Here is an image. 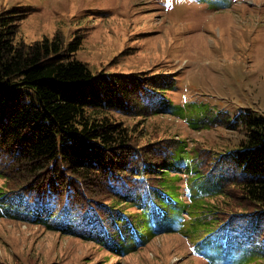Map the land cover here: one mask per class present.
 Returning a JSON list of instances; mask_svg holds the SVG:
<instances>
[{"label":"trees","instance_id":"1","mask_svg":"<svg viewBox=\"0 0 264 264\" xmlns=\"http://www.w3.org/2000/svg\"><path fill=\"white\" fill-rule=\"evenodd\" d=\"M16 10L0 12V217L92 241L98 264L177 232L205 264L264 260V117L238 113L243 138L203 158L174 137L146 150L173 80L94 73L56 39H18Z\"/></svg>","mask_w":264,"mask_h":264},{"label":"rangeland","instance_id":"2","mask_svg":"<svg viewBox=\"0 0 264 264\" xmlns=\"http://www.w3.org/2000/svg\"><path fill=\"white\" fill-rule=\"evenodd\" d=\"M12 8L11 15H22L18 39H56L94 73L147 72L173 80L164 92L171 112L146 121L157 140L146 150L158 153L174 137L203 158L202 148L222 151L243 138L241 128L225 124L238 113L264 117V0H0V12ZM94 246L0 217V264H98L101 250ZM107 256L105 264H205L179 232Z\"/></svg>","mask_w":264,"mask_h":264}]
</instances>
